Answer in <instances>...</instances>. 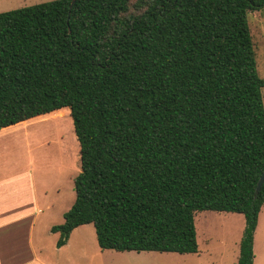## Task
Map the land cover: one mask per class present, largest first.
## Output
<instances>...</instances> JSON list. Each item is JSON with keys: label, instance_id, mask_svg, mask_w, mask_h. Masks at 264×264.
Segmentation results:
<instances>
[{"label": "trees", "instance_id": "1", "mask_svg": "<svg viewBox=\"0 0 264 264\" xmlns=\"http://www.w3.org/2000/svg\"><path fill=\"white\" fill-rule=\"evenodd\" d=\"M70 3L0 12V129L66 107L79 143L56 246L92 223L102 249L196 253L195 212L230 211L235 264H254L264 78L248 12L264 0Z\"/></svg>", "mask_w": 264, "mask_h": 264}, {"label": "rangeland", "instance_id": "2", "mask_svg": "<svg viewBox=\"0 0 264 264\" xmlns=\"http://www.w3.org/2000/svg\"><path fill=\"white\" fill-rule=\"evenodd\" d=\"M44 1L49 0H0V12ZM248 23L257 73L264 78V7L248 12ZM262 98L264 104V88ZM63 109L0 130V213L5 217L0 225V264H235L244 217L230 211L195 212L196 253L102 249L92 223L75 228L67 242L57 247L59 232H52L50 226L61 223L73 203V178L80 171L79 143L68 108ZM30 170L34 198L44 202L32 201ZM26 209L29 216L24 218ZM26 231H30L29 245ZM253 252L254 264H264V203Z\"/></svg>", "mask_w": 264, "mask_h": 264}, {"label": "crops", "instance_id": "3", "mask_svg": "<svg viewBox=\"0 0 264 264\" xmlns=\"http://www.w3.org/2000/svg\"><path fill=\"white\" fill-rule=\"evenodd\" d=\"M61 111H64V109H62V110H59V109H57V110H53V111H51V112H48V113H44V114H40V115H37V116H34V117H31V118H29V119H26V120H23V121H20V122H18V123H16V124H20V123H23V122H25V121H30V120H34V119H44V118H47L48 116H50V115H53V114H56V113H60ZM16 124H13V125H16ZM13 125H10V126H13ZM71 125H72V122H71ZM10 126H7V127H10ZM7 127H3V128H1L0 130H3V129H6ZM27 174H28V178H29V180H30V186L31 187H33V190H32V198H33V202L34 203H38V202H44V199L43 200H41V201H37L36 200V198H34L35 196V191H34V182H33V178H32V174H31V170L29 171V172H27ZM46 208L47 209H49L50 208V206H49V204H47L46 205ZM39 211L41 210L40 208L38 209ZM27 211H29V210H24L23 212H24V214H22V216H24V218L26 217H28L29 216V214L27 213ZM41 212V211H40ZM4 216H3V214L2 213H0V225H2L3 224V222H4ZM6 220H7V218H6ZM63 222V221H62ZM32 224H33V217H31V219H30V225H29V230L31 229V226H32ZM57 224V223H56ZM53 225V224H52ZM51 225V226H52ZM50 226V227H51ZM79 226H81V225H79ZM79 226H77V227H79ZM77 227H75V228H77ZM74 228V229H75ZM73 229V230H74ZM72 230V231H73ZM71 231V232H72ZM26 232H28V231H26ZM71 232H70V234H71ZM69 234V235H70ZM25 238L27 239V241H26V245H29L30 244V231L25 235ZM69 238V237H68ZM68 240V239H67ZM67 242V241H66ZM63 246V245H62ZM61 247V246H60ZM0 262H1V260H0ZM19 264V263H18Z\"/></svg>", "mask_w": 264, "mask_h": 264}, {"label": "water", "instance_id": "4", "mask_svg": "<svg viewBox=\"0 0 264 264\" xmlns=\"http://www.w3.org/2000/svg\"><path fill=\"white\" fill-rule=\"evenodd\" d=\"M74 1L75 0H71L70 7L72 6ZM263 182H264V171L260 174V176L257 180L256 187H255V193H257L260 190Z\"/></svg>", "mask_w": 264, "mask_h": 264}, {"label": "bare ground", "instance_id": "5", "mask_svg": "<svg viewBox=\"0 0 264 264\" xmlns=\"http://www.w3.org/2000/svg\"><path fill=\"white\" fill-rule=\"evenodd\" d=\"M56 115V114H55Z\"/></svg>", "mask_w": 264, "mask_h": 264}]
</instances>
